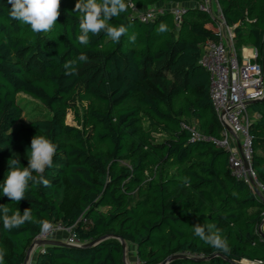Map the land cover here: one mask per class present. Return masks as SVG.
Returning <instances> with one entry per match:
<instances>
[{
	"label": "trees",
	"instance_id": "1",
	"mask_svg": "<svg viewBox=\"0 0 264 264\" xmlns=\"http://www.w3.org/2000/svg\"><path fill=\"white\" fill-rule=\"evenodd\" d=\"M194 1L125 0L127 10L109 22L128 29L119 42L102 31L82 45L77 0H61L56 24L41 33L12 19L8 0H0V205L9 214L28 208L36 220L60 222L76 245L97 240L43 245L32 264H125L117 236L133 245L140 264L176 254L186 257L165 264H264V200L231 174L229 152L206 139H221L223 126L198 60L201 46L219 37L208 13L186 6ZM217 3L233 25L238 55L251 45L261 63L264 0ZM159 4L185 6L178 25L171 12L142 21L131 8ZM161 23L167 31L157 30ZM81 53L87 62L77 59ZM68 61H76L77 74H65ZM19 93L50 115L21 121ZM248 108L256 114L248 126L250 165L264 184V99ZM68 112L73 125L65 122ZM190 128L203 138L192 139ZM35 135L56 146L52 167L32 173L50 186L29 181L25 199L10 201L2 192L7 162L13 157L26 167ZM197 224H215L228 250L197 237ZM40 231L36 223L7 231L0 219L4 264H22Z\"/></svg>",
	"mask_w": 264,
	"mask_h": 264
},
{
	"label": "built area",
	"instance_id": "2",
	"mask_svg": "<svg viewBox=\"0 0 264 264\" xmlns=\"http://www.w3.org/2000/svg\"><path fill=\"white\" fill-rule=\"evenodd\" d=\"M131 8L142 21H149L158 14L171 12L175 25H178L185 6L168 4L147 6L144 9L134 6ZM196 8L208 13L213 19L219 37L218 42L207 41L202 45L198 60L208 73L209 100L218 121L223 126L221 139H206L229 152L231 174L244 180L251 189L254 184L261 193V200H264V184L257 180L250 165L252 145L248 132L249 123L256 116L255 113L249 116L248 103L264 97V69L261 63L254 60L256 54L251 59L239 58L233 40V25L225 22L217 0H197ZM224 125H227L232 133ZM189 130L192 139L203 138L193 128ZM51 223L53 225L51 233L42 235L40 231L34 239H52L57 232L65 230L69 232L65 242L78 243L69 228L63 227L60 222Z\"/></svg>",
	"mask_w": 264,
	"mask_h": 264
},
{
	"label": "clouds",
	"instance_id": "3",
	"mask_svg": "<svg viewBox=\"0 0 264 264\" xmlns=\"http://www.w3.org/2000/svg\"><path fill=\"white\" fill-rule=\"evenodd\" d=\"M11 5L9 15L12 19L29 25L34 33L48 32L56 24L60 16L61 0H8ZM125 0H77L74 11L80 13V35L78 41L82 45L90 42V33L99 35L102 31L113 41L118 43L121 36L126 34L128 29L124 25L113 26L109 22L113 17L119 16L127 10ZM159 32L167 31L163 23L157 29ZM135 40V35L130 37ZM80 62H87L88 57L81 53L78 58ZM76 61H68L63 65L66 75L77 74ZM56 146L44 136H34L31 139L30 157L27 166L21 168L20 161L11 157L7 165V176L2 185L3 195L10 201L20 202L25 199V193L29 181L33 185L43 184L50 186V182L44 179L43 175L33 176L36 172L43 174L46 167H52L53 156ZM10 213L7 206L0 205V219L3 220V227L7 231L20 228L25 223H36L40 226L41 234H49L53 225L48 220H36L30 209L26 208L21 214L20 210ZM197 237L215 248L227 251V241L222 238L220 230L215 224L201 226L197 224L194 228ZM0 264H4V251L0 249Z\"/></svg>",
	"mask_w": 264,
	"mask_h": 264
},
{
	"label": "rangeland",
	"instance_id": "4",
	"mask_svg": "<svg viewBox=\"0 0 264 264\" xmlns=\"http://www.w3.org/2000/svg\"><path fill=\"white\" fill-rule=\"evenodd\" d=\"M160 5H165V4H159ZM18 102L20 106L22 107V115H21V121L27 122L30 121L31 119H34L36 117H44V116H49V112L36 100L19 93L17 95ZM249 111V116L253 114V112L248 109ZM65 122L68 124H74V121L72 119V114L68 112L65 117ZM19 156L24 160V156L22 155L21 152H19ZM261 232L264 233V225L260 227ZM69 235L68 231H59L57 232L52 239L53 240H59L62 242H65ZM32 242V241H31ZM41 246H34L29 253V257L27 259L26 264H32L34 257L36 256L38 251H40ZM134 247L131 244L125 243V248H124V257H125V263L126 264H140V262L136 259L134 256ZM243 264H247L246 261H243ZM250 264H260V263H250Z\"/></svg>",
	"mask_w": 264,
	"mask_h": 264
},
{
	"label": "water",
	"instance_id": "5",
	"mask_svg": "<svg viewBox=\"0 0 264 264\" xmlns=\"http://www.w3.org/2000/svg\"><path fill=\"white\" fill-rule=\"evenodd\" d=\"M262 69H264V64H262ZM264 99V97H262L261 99H256V100H253V101H250L248 103V105L250 104H253V103H256V102H259L260 100ZM225 128L230 132L232 133V131L230 130V128L227 126V125H224ZM247 166V165H246ZM252 183V181H251ZM253 184V183H252ZM253 192L261 199L262 196H261V193L259 192L258 188L253 184ZM264 225V218H262L260 224L258 225V232L262 235V237H264V233L261 232V229L260 227ZM108 237L107 236H102L101 238L99 239H103V238H106ZM120 244L122 245L123 247V260H125V257H124V248H125V242L124 240L117 236ZM98 239V240H99ZM97 240L93 241V242H89L87 244H81V245H76V244H68L66 242H62V241H59V240H53V239H41V240H38V239H34L32 240V242L29 244V246L27 247L26 251H25V255H24V260H23V263L22 264H26L27 262V259L29 257V253H30V250L34 247V246H43V245H49V244H55V245H66V246H72V247H86V246H90L92 245L93 243H95ZM175 257H180V258H184L186 257L185 255L183 254H176V255H172V256H169L168 258H166L161 264H165L167 261H169L170 259L172 258H175ZM194 259V258H193ZM197 260H202V259H205V258H195ZM125 263V261H124ZM126 264V263H125Z\"/></svg>",
	"mask_w": 264,
	"mask_h": 264
},
{
	"label": "crops",
	"instance_id": "6",
	"mask_svg": "<svg viewBox=\"0 0 264 264\" xmlns=\"http://www.w3.org/2000/svg\"><path fill=\"white\" fill-rule=\"evenodd\" d=\"M186 6H189V7H196V2H189L188 4H186ZM209 26V25H207ZM202 47V46H201ZM239 57L240 58H245V59H251L255 54H256V51L255 49L251 46V45H242L240 48H239ZM264 64V54H262V57H261V65ZM253 115V114H252ZM39 247V246H38ZM36 255V254H35ZM35 258V257H34ZM34 260V259H33Z\"/></svg>",
	"mask_w": 264,
	"mask_h": 264
}]
</instances>
